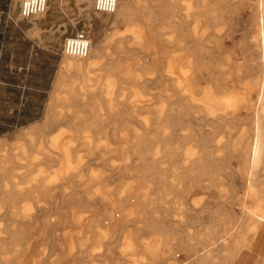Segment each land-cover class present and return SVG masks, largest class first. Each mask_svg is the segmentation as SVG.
<instances>
[{
	"label": "bare ground",
	"instance_id": "1",
	"mask_svg": "<svg viewBox=\"0 0 264 264\" xmlns=\"http://www.w3.org/2000/svg\"><path fill=\"white\" fill-rule=\"evenodd\" d=\"M169 2L118 0L115 12L107 14L112 18L105 20L110 21L111 28L129 26L131 47L120 52L151 49L153 65L163 66L151 82H163L172 92L166 90L159 98L154 121L157 125L150 126L147 119L140 118L149 104L139 99L136 91L134 101L114 102L111 98L114 89L121 91L127 81L133 82L135 88H145L149 80L132 79L131 67L124 66V56L110 58L105 41H97L95 46L91 42L84 59L64 54L66 58L42 122L24 128L12 140L0 139V264H177L174 235H180L182 247L188 251L189 261L184 264H234L243 250L258 247L264 237V0L246 3L252 10L251 29L244 46L246 73L255 78L243 96H223L226 83L220 78L213 80L215 88H203L194 82L204 70V54L224 49V40L217 37H213V47L203 45L205 25L217 24L219 15L210 13L206 20L192 19L195 26L190 31L183 27L191 13L179 15V6L168 13ZM200 6L215 8L206 3ZM145 9L157 14L145 11L146 20L138 23L136 19ZM186 9H190L189 3ZM154 24L162 29H144ZM167 26L176 27L175 37L162 38L167 35ZM157 38L161 44H155ZM103 56L109 57L105 67L113 77L101 83L92 75ZM236 61L232 64L230 60L228 66L232 68ZM214 70L209 66L206 72L211 75ZM199 89L204 100L196 98L195 90ZM61 91L65 92L63 96ZM85 107L91 116L84 115ZM237 108L244 110L243 120L249 126L239 129L237 142L227 146V141L218 135L237 125ZM200 112L203 116L197 115ZM193 121L203 126L192 129L194 132L180 128ZM109 124H113L111 136L116 133L120 140L125 137V130L136 128L132 149L120 148L122 165L116 167L109 165L110 144L102 141L109 134ZM63 125L70 130L46 137L53 128ZM214 139L215 144L206 146ZM152 140L156 147L146 159L147 145ZM191 142L201 147L197 156L193 148L184 147ZM228 156L239 162L235 176L246 190L242 198L227 195L222 187L223 176H231L221 175ZM103 166L116 172L97 173L96 168ZM112 184H116L113 189ZM54 204L93 207L96 214L89 224L83 223V214H77L79 231L59 233V223L40 221L46 207L53 208ZM234 207L240 215L231 220ZM101 214L118 230L112 234L103 231L98 222ZM203 214L209 215V223L218 222L221 226H209L204 241L189 244L188 239L194 240L200 232H191V223ZM227 220L231 226H223ZM35 230L39 240L46 242V248H36ZM145 235L150 236L139 242ZM119 240L123 243L115 251ZM56 249L61 255L50 260V253ZM253 264H264V258Z\"/></svg>",
	"mask_w": 264,
	"mask_h": 264
},
{
	"label": "rangeland",
	"instance_id": "2",
	"mask_svg": "<svg viewBox=\"0 0 264 264\" xmlns=\"http://www.w3.org/2000/svg\"><path fill=\"white\" fill-rule=\"evenodd\" d=\"M21 1L22 0H13L6 8V12H9L11 18L21 20L20 17L18 16L19 6H20ZM48 1H49L48 11L46 14L40 17H37L35 20L34 19L24 20L22 22L26 24L27 26H33V27H35V24H36L39 30L35 31L32 37L39 39L40 35L44 34L45 39H46V42H45L46 46H49L50 49L55 51L56 57L58 60V65H57V70L54 75V81L58 73L61 70V67H60L61 61L63 60L62 62H64V59L66 58V56L63 55L62 53L64 38L71 34H75L76 32L84 31L94 46L97 45L100 41H105V44H106L105 47L107 48L108 53L111 55L109 56L110 58L116 57L117 55L124 56L123 57L124 66L129 65L131 67L132 79L135 77H138L140 80H143V81L149 80V83H147V87L145 88L144 87L135 88L133 85V82L127 81L126 83L123 84V88L121 91H119L118 88L114 89V91L112 92L111 98L114 99V102L121 101V100L127 101V102L134 101L136 99L134 97L135 91H136L139 94V99L145 100L149 104L148 107L142 111V115L140 116V118L142 120L147 119L148 124L150 126L157 125V123H155L154 121H156V118L158 115L157 109H158L159 98L161 95L165 94L166 90L169 92H172V89L171 88L166 89L164 86L165 83L163 82L161 83L151 82L156 77H158V74H159L158 72L162 70L163 68L162 64H158L157 66L153 65V60H152L153 55L151 54V49L147 50L144 48H139L138 50H133V48H130L131 51L129 53L120 52V51H124L125 47L130 46V42H129L130 33L127 32L129 29V26H125L121 24L116 28H111L110 21H105V20L108 18L111 19L112 17L108 16L107 14L95 12L93 8V4H90L88 0H83V1L48 0ZM93 1L94 0H92V2ZM250 2L251 0H187V1L171 0V2H169L171 4V7H170L171 9H168L169 11L167 10L168 13H172L173 10H175V8L177 10L178 6H179V10L178 11L175 10V11L179 15L191 13L190 14L191 16L194 13L193 16L187 17L188 19V20L186 19L187 25L186 27H183L184 29H188L190 31H191L190 28L193 29L195 26L193 20L194 21L198 19L206 20L207 14H210V13L218 14L219 15L218 19H221L219 20L217 24H206L205 25L207 33H205L203 36V40H204L203 45L207 47L208 46L213 47L214 46V42L212 41L213 37H217V38L224 40V49L220 51L213 49L214 51L212 50L213 52L212 55H208V53L204 54L202 58V61L204 63V70L201 72V74L196 76V79L194 81L196 83H199L200 84L199 86L202 85L201 87L203 88L205 87L215 88L213 80H215L216 78H220L221 81H224V83H226L225 87L227 86L226 88L225 87L223 88V91H222L223 96H228V94H235V93H237V95L243 96L245 95L247 87H252L253 85L252 82L255 77L246 73V58L244 54V46L247 41L249 31L251 29L252 10L248 8V6H246V3H250ZM188 3L190 4V9H186V6ZM203 3L212 5L215 8L214 9L203 8L200 6ZM183 7L185 8L183 9ZM191 9L192 11H190ZM147 10L148 9H145L144 11L140 10L142 15L137 17L136 21L138 23H141V22L144 23V20H146V17L143 16L145 11L146 13H148L152 9L148 11ZM183 10L185 11V13ZM154 11L152 10V13H155L156 15L157 12H154ZM164 28H167V30ZM164 28H163L165 31L164 35L166 33L169 37L165 35V38L164 36L162 37L163 39H166V37L167 39L168 38L171 39V36L172 38L175 37V33L173 32V29H176V27H172L171 29L170 26H167ZM144 29L145 30H160L162 28L154 24L153 26H150V27L145 26ZM169 29L171 30L169 31ZM155 35L156 34H154V36ZM228 36H232V39H230ZM154 42L157 45L161 44L160 39L158 42V38L155 39ZM210 56H213V57L211 58ZM109 57L103 56L99 58V64H100L99 69L96 72H94L92 75L95 78H99L101 83H104L105 78L109 76L113 77V74L109 72L105 67V64H107L109 60ZM216 57L219 58L218 62H216L217 61ZM236 59H237L236 65L235 66L233 65L232 68H230L228 66V62L231 60L233 64ZM209 66L215 67L216 69L214 70L215 72L211 75H208L206 72ZM54 81H53V84L50 90V99L54 93ZM61 92H63L61 93V96H63L65 92L64 91H61ZM195 94H196V98H198L199 100H204V94H202L201 89L195 90ZM238 105L239 104H237V107ZM46 109L47 108L45 107V110ZM83 110H87L86 112H84L85 116H91V112L88 110V107H85V109ZM45 114H46V111L44 112L43 117ZM197 115L203 116V112H200ZM43 117L37 122L38 124L42 122ZM245 117H246V113L244 112V110L237 108V125H232L231 127H227L226 129L221 130L218 135V138L223 137V141H227V144H228L227 146L237 142L239 129L243 127L246 128L249 126L248 123L243 120ZM109 125H110V128H108L109 134L107 135L105 140H102V141L110 144V148L112 152L109 154V158H110L109 165L110 166L113 165L112 167L114 166L116 167V166H120V164L122 165V158H121V155H119L120 153H118L120 148L124 147L127 150L132 149L133 147L132 140H134L133 133L135 132L136 128L134 129L129 128L128 130L130 132H128V130L127 131L125 130L126 138L124 137L122 140H120L116 133H115V136H111V132H112L111 128L113 124H109ZM136 126L138 127V125H135V127ZM202 126L203 125L200 123H197V121L196 122L193 121L189 124L183 123L180 128H182L183 131H185V129H191V130L193 129L195 131L197 130V127L199 128ZM22 130H23L22 128H19V129H12L8 131L7 133H3V134L0 133V139H5L8 141L12 140ZM69 130L70 128L68 125H63L61 127H55L52 129L50 135H46V137L52 138L58 135L59 133H61L62 131L68 132ZM139 130L141 131V129ZM179 141L177 142V144L179 143L178 146L182 144V142L181 141L179 142ZM215 142H216L215 139L212 141H209L206 144V146L213 145L215 144ZM149 145H147L148 153L146 155L147 156L146 159L151 157L155 150V147H156L155 140H152ZM184 147L193 148L196 156L200 153V150H201V147L199 146V144L195 142H191L189 145L188 144L184 145ZM149 163H151V161ZM238 164L239 162L236 158L228 156L227 165L224 166L221 170L222 176L225 174L231 175L229 177L223 176L224 183L222 187L224 188V192L227 195L235 196V198H237V196L241 197L242 195L246 196V192H245L246 190H244L245 187L243 186V183H241L240 180H237V176H235L237 174ZM96 169H97L96 172L98 171L97 173L104 172L106 174L108 173L114 174L116 172V171H113L110 167L104 168V166L100 168H96ZM210 171L211 170L208 168L207 172L209 173ZM202 178L203 179L206 178L205 180H207L208 177L203 176ZM115 185L116 184H112L110 188L113 189ZM151 186L154 187L153 184ZM154 196L155 195H153V197ZM52 206L53 208H49V206L46 207V211L44 212L43 216L40 217V221H43L48 224L49 223H59L61 226V230H59V233L61 231L63 232L69 231L71 233L79 231V228L81 227V225L75 222V216L77 214L80 216L82 214L84 215L82 216L84 220L83 223L85 224H89V220L92 219L93 215L96 214V212H94L93 210V207L78 208L75 205H70V204H54ZM233 210H234L233 211L234 214L231 213L233 214L231 215L232 216L231 220H236L237 216L240 215V211L237 210V207H234ZM97 213L100 214L101 210H98ZM235 216H236V219H235ZM201 219L194 220L191 223V226H190L191 232L193 233H197L199 231L200 232L198 233L199 236L198 235L197 237L194 236V240L188 239L187 242L189 244H196L199 241H204V239L207 238L206 233L209 231L208 228H210L211 225L216 226V227L221 226L220 223L218 224V222H215L217 223V225L215 223H209L210 217L207 214L205 215L203 214ZM103 220H104V223L100 222ZM98 222L101 225L102 230L111 232L110 234H112L114 230H118V227L116 228L115 225L112 224V222L104 218V214L103 215L101 214L99 216ZM204 222L205 224H203ZM229 224H231V221H228V220L223 221V226H231ZM205 226H207V228ZM112 227L113 229H111ZM200 229L202 230L203 233L201 232ZM38 236H39V232L35 230L33 233V237L37 238L38 240V241L37 240L35 241L36 248L37 249L46 248L47 247V245L45 244L46 242L39 240ZM149 236L150 235H147V236L145 235L144 236L145 238L144 237L141 238L139 242H143ZM179 237L180 235H174L172 239V244H174L175 246L174 247V251L176 252L175 260L177 264H184L185 262L187 263V261H189L188 255H187L188 251H185L184 247H182L183 245L181 244V238ZM121 242L123 243L122 240L118 241L117 243L118 245L116 246L118 248H116L115 251L116 250L118 251L121 248V244H122ZM88 243H91V241H89ZM53 252L52 254L50 253V260L56 258V256L58 255H61L60 250L58 251L56 249ZM263 258H264V237L260 239L257 248H255V246L253 245L250 250H243L234 264H253L256 260L261 261ZM100 262L103 263L102 261ZM108 262L107 264H112L111 262L109 263Z\"/></svg>",
	"mask_w": 264,
	"mask_h": 264
},
{
	"label": "crops",
	"instance_id": "3",
	"mask_svg": "<svg viewBox=\"0 0 264 264\" xmlns=\"http://www.w3.org/2000/svg\"><path fill=\"white\" fill-rule=\"evenodd\" d=\"M12 1L0 0L1 134L30 127L43 117L58 65L55 51L45 44V35L32 37L39 30L37 25L27 26L19 14L21 20L6 12Z\"/></svg>",
	"mask_w": 264,
	"mask_h": 264
},
{
	"label": "built area",
	"instance_id": "4",
	"mask_svg": "<svg viewBox=\"0 0 264 264\" xmlns=\"http://www.w3.org/2000/svg\"><path fill=\"white\" fill-rule=\"evenodd\" d=\"M48 0H22L19 16L22 20L34 19L47 13ZM118 0H94L93 8L97 13L113 14ZM91 40L84 31L76 32L64 38L62 52L68 57L84 59L88 56Z\"/></svg>",
	"mask_w": 264,
	"mask_h": 264
}]
</instances>
